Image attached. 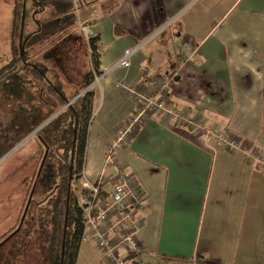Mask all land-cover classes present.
Instances as JSON below:
<instances>
[{"label": "crops", "instance_id": "crops-1", "mask_svg": "<svg viewBox=\"0 0 264 264\" xmlns=\"http://www.w3.org/2000/svg\"><path fill=\"white\" fill-rule=\"evenodd\" d=\"M76 14L88 53L98 37L101 54L82 180L102 177L111 191L119 168L135 179L142 264H264V0H80ZM129 50V68L117 66ZM166 77L168 105L239 150L149 114L106 169L137 109L116 85L148 91ZM257 154L262 161L247 160ZM76 264L108 262L83 242Z\"/></svg>", "mask_w": 264, "mask_h": 264}, {"label": "rangeland", "instance_id": "rangeland-1", "mask_svg": "<svg viewBox=\"0 0 264 264\" xmlns=\"http://www.w3.org/2000/svg\"><path fill=\"white\" fill-rule=\"evenodd\" d=\"M13 6L14 0H0V243L20 232L0 244V264H47L57 172L65 162L61 129L41 131L55 116L46 119L56 107L54 94L50 97L48 92L53 86L62 98H71L83 90L91 56L82 35L74 30L76 19L65 21L53 7L26 0L21 35L24 61L13 62ZM71 30L73 44L66 37ZM31 67L39 70L42 80ZM90 90L91 86L79 96ZM82 179L72 184L79 207Z\"/></svg>", "mask_w": 264, "mask_h": 264}, {"label": "built area", "instance_id": "built-area-1", "mask_svg": "<svg viewBox=\"0 0 264 264\" xmlns=\"http://www.w3.org/2000/svg\"><path fill=\"white\" fill-rule=\"evenodd\" d=\"M73 1L78 13L80 0ZM186 48L190 46L186 45ZM133 53L134 50L127 51L117 66L129 68ZM173 81L174 77H166L162 82L155 80L148 91L133 85H116L117 90L137 102V109L107 151L106 169L114 165V153L127 144L149 114L162 116L168 123L188 129L194 136L214 139L229 152L239 150L237 140L207 126L204 120L195 118L189 112L179 113L168 105L166 92ZM247 160L262 161L260 154L247 155ZM101 178L95 183L85 181V194L78 198L86 216L82 243L93 242L108 264H142L144 252L138 236L141 224L137 220V209L144 200L142 190L131 175L122 173L121 168L111 182V191L104 188ZM103 191H106V196L99 199Z\"/></svg>", "mask_w": 264, "mask_h": 264}, {"label": "trees", "instance_id": "trees-1", "mask_svg": "<svg viewBox=\"0 0 264 264\" xmlns=\"http://www.w3.org/2000/svg\"><path fill=\"white\" fill-rule=\"evenodd\" d=\"M33 1L40 7H53L59 15L64 17L65 21L76 19L77 6L73 0ZM25 2L26 0H14L12 13L10 48L13 62L17 64L23 63L24 61L21 35ZM89 48L91 70L86 76L84 88L80 93L89 88L94 83L96 77L99 76L101 54L98 37L89 41ZM37 70V68L31 67L32 74L39 77V70ZM10 77L11 76L8 75V78ZM40 80H42V78H40ZM50 88L52 90H49L48 94L50 97L54 94L52 97L55 98V100H53L55 101L56 107L52 108V112L50 109L52 115L46 119L49 120L54 115L55 116L41 131L46 130L48 132H54L55 130L61 129L59 141L64 146L63 156L65 162H62L57 172L59 185L56 188V198L52 207L47 264H76L79 247L85 233L86 216L82 208L78 206L75 197L73 198L72 184L76 178L81 180L85 172L89 126L93 115L94 95L93 92L88 91L68 106V104L78 97L80 93L78 92L71 98H62L61 94L59 95L56 93L53 86H50ZM38 126L33 128L32 131L38 129ZM66 159H69L68 163H66ZM82 194H85V192ZM105 196L106 191H103L99 199ZM17 234L5 238L1 243H7Z\"/></svg>", "mask_w": 264, "mask_h": 264}, {"label": "water", "instance_id": "water-1", "mask_svg": "<svg viewBox=\"0 0 264 264\" xmlns=\"http://www.w3.org/2000/svg\"><path fill=\"white\" fill-rule=\"evenodd\" d=\"M80 96H81V95H80ZM80 96H78L75 100H77ZM75 100H73L72 102H70V103L68 104V106H70ZM66 107H67V106H66ZM66 107H65V108H66ZM28 208H29V207L26 208V212L28 211ZM26 212H25V214H26Z\"/></svg>", "mask_w": 264, "mask_h": 264}]
</instances>
